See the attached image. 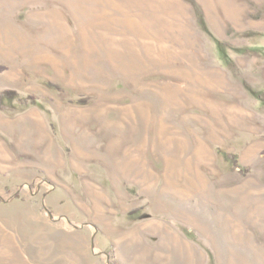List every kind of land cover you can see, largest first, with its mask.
Returning <instances> with one entry per match:
<instances>
[{"label": "rangeland", "instance_id": "obj_1", "mask_svg": "<svg viewBox=\"0 0 264 264\" xmlns=\"http://www.w3.org/2000/svg\"><path fill=\"white\" fill-rule=\"evenodd\" d=\"M5 90L0 264H264V0H0Z\"/></svg>", "mask_w": 264, "mask_h": 264}, {"label": "trees", "instance_id": "obj_2", "mask_svg": "<svg viewBox=\"0 0 264 264\" xmlns=\"http://www.w3.org/2000/svg\"><path fill=\"white\" fill-rule=\"evenodd\" d=\"M10 94H14V92L12 90H5L3 91L1 94H0V104L2 102V99L5 98V97H14V95H10ZM89 101V97L88 96H82V97H79L77 99H75V103H81V104H84V103H87ZM232 161L236 164H237V160H236V155H232Z\"/></svg>", "mask_w": 264, "mask_h": 264}, {"label": "bare ground", "instance_id": "obj_3", "mask_svg": "<svg viewBox=\"0 0 264 264\" xmlns=\"http://www.w3.org/2000/svg\"><path fill=\"white\" fill-rule=\"evenodd\" d=\"M192 184H194V185H195V187H199V188H197V189H199V190L201 189V188H200V185H199V184H197L196 182H194V181H193V182H192ZM202 184H203V183H202ZM187 190H188V189H187ZM186 192H187V191H186ZM98 209H99V208H98Z\"/></svg>", "mask_w": 264, "mask_h": 264}]
</instances>
